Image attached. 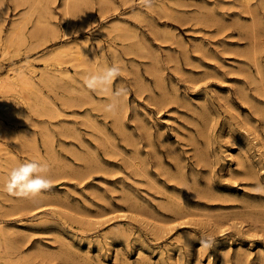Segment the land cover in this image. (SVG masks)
<instances>
[{
  "label": "rangeland",
  "instance_id": "rangeland-1",
  "mask_svg": "<svg viewBox=\"0 0 264 264\" xmlns=\"http://www.w3.org/2000/svg\"><path fill=\"white\" fill-rule=\"evenodd\" d=\"M101 1L0 2V264H264V0ZM31 160L51 187L4 191Z\"/></svg>",
  "mask_w": 264,
  "mask_h": 264
},
{
  "label": "clouds",
  "instance_id": "clouds-1",
  "mask_svg": "<svg viewBox=\"0 0 264 264\" xmlns=\"http://www.w3.org/2000/svg\"><path fill=\"white\" fill-rule=\"evenodd\" d=\"M140 2L144 7H150L152 0H140ZM119 73V67L109 66L98 73L85 75L83 84L88 90L104 91L108 89ZM126 93L127 89L120 87L114 91L113 95L120 97ZM115 109L116 104L114 102L105 106V111L108 112H113ZM46 171L47 166L35 160L20 163L10 170L3 190L16 197L34 198L51 187V180L42 174Z\"/></svg>",
  "mask_w": 264,
  "mask_h": 264
},
{
  "label": "bare ground",
  "instance_id": "bare-ground-1",
  "mask_svg": "<svg viewBox=\"0 0 264 264\" xmlns=\"http://www.w3.org/2000/svg\"><path fill=\"white\" fill-rule=\"evenodd\" d=\"M46 1H48V0H13V3L15 4V5H17V6H19V4H24V3H30V5L32 6V5H34V4H42V2H46ZM66 3L67 2H69L70 0H64ZM75 1V0H74ZM77 1V0H76ZM103 1V0H102ZM101 1V2H102ZM220 1V0H219ZM249 1L250 0H242V3L244 2V4L246 5H250V4H248L249 3ZM258 1V0H257ZM0 2H2V0H0ZM241 2V1H240ZM102 3H104V2H102ZM12 4V3H11ZM78 4V3H77ZM100 4V3H99ZM183 4V3H182ZM221 4V3H220ZM0 5H2V4H0ZM28 5V4H27ZM106 5V4H105ZM110 5H112V4H110ZM79 6V5H78ZM89 6V5H88ZM188 6V5H187ZM206 6V5H205ZM210 6H211V4H210ZM217 6V5H216ZM230 6V5H229ZM76 7V6H75ZM204 7V6H203ZM207 8V7H206ZM203 9V8H202ZM209 10H210V8H209ZM236 10V9H235ZM208 11V10H207ZM245 11H247V10H245ZM47 12V11H46ZM154 12V11H153ZM22 13V12H21ZM34 13V12H33ZM207 13H209V11L207 12ZM214 13V12H213ZM37 14H39V12L37 13ZM54 14V13H53ZM21 15V14H20ZM212 15V14H211ZM219 15V14H218ZM50 16V15H49ZM200 16V15H199ZM215 16H216V14H215ZM201 17V16H200ZM247 17V16H246ZM251 17V16H250ZM76 18V17H75ZM217 18V17H216ZM241 18V17H240ZM239 18V19H240ZM22 19V18H21ZM50 19V18H49ZM40 19H38V21H39ZM199 20H200V18H199ZM238 20V19H237ZM249 20V19H248ZM256 20V19H255ZM258 20H260V19H258ZM40 21H42V20H40ZM204 21V20H203ZM22 21H20V23H21ZM249 22V21H248ZM255 22H257V21H255ZM82 23H84V22H82ZM111 23V22H110ZM116 23H118V22H116ZM204 23V22H203ZM210 23V22H209ZM119 24V23H118ZM117 24V25H118ZM257 24H260V23H257ZM24 25V24H23ZM45 25V24H44ZM108 25V24H107ZM116 25V24H115ZM53 27V26H52ZM117 27V26H116ZM14 28V27H13ZM211 28V27H210ZM245 28V27H244ZM33 29V28H32ZM36 30H34L33 32H32V35L31 36H35L37 33H38V29H37V27L35 28ZM39 29H40V26H39ZM119 29V28H118ZM246 29V28H245ZM257 29V28H256ZM57 30V29H56ZM56 30H55V32H56ZM111 30V29H110ZM112 30H115V28L114 29H112ZM247 30V29H246ZM258 30V29H257ZM256 30V31H257ZM51 31H53V30H51ZM102 31V30H101ZM106 31V30H105ZM117 32H118V30H116ZM214 31V30H213ZM261 31V30H260ZM29 32V31H28ZM131 32V31H130ZM263 32V31H262ZM1 33V32H0ZM52 33H54V32H52ZM105 33H107V32H105ZM212 33V32H211ZM254 33V32H253ZM252 33V34H253ZM264 33V32H263ZM57 34V33H56ZM108 34V33H107ZM112 34V33H111ZM220 34V33H219ZM11 35V34H10ZM212 35H213V33H212ZM238 35V34H237ZM254 35V34H253ZM256 36V35H255ZM263 36V35H262ZM1 37V36H0ZM36 37V36H35ZM117 38V37H116ZM125 38V37H124ZM128 38V37H127ZM136 38V37H135ZM251 38V37H250ZM121 39V38H120ZM34 40V39H33ZM36 41V40H35ZM230 41V40H229ZM240 41V40H239ZM264 41V40H263ZM255 42V41H254ZM99 43V42H98ZM237 44V43H236ZM264 45V44H263ZM262 45V46H263ZM214 46V45H213ZM235 46V45H234ZM257 46V45H256ZM264 47V46H263ZM254 48V47H253ZM256 48V50H257V47H255ZM7 49V45H6V43L4 44V47H3V52L5 51ZM235 49V48H234ZM87 50V49H86ZM250 50V49H249ZM254 50V49H253ZM2 51V50H1ZM80 51V50H79ZM82 51H83V49H82ZM129 51V50H128ZM150 51V50H149ZM113 52H114V50H113ZM70 53H72V52H70ZM76 53V52H75ZM227 53V52H226ZM249 53L250 54H252L250 51H249ZM77 54V53H76ZM81 54H82V52H81ZM81 54H77L76 55V58L79 60V58L82 56ZM228 54V53H227ZM242 54V53H241ZM72 55V54H71ZM75 55V54H74ZM73 55V56H74ZM169 55V54H168ZM231 55V54H230ZM240 55V54H239ZM253 56V55H252ZM249 57H251V56H249ZM2 58V57H1ZM234 58V57H233ZM239 58V57H238ZM49 59V58H48ZM82 59V58H81ZM215 60V59H214ZM83 62V61H82ZM234 62V61H233ZM56 63H57V60H56ZM58 64H60L61 65V63H58ZM154 64V63H153ZM82 65V64H81ZM258 66V65H257ZM85 67H86V65H85ZM155 67V66H154ZM240 68V67H239ZM238 68V69H239ZM153 70V69H152ZM91 71H92V69H91ZM81 72V71H80ZM89 72V71H88ZM93 72V71H92ZM154 71H152V73H153ZM159 73V72H158ZM90 74V73H89ZM153 75H155L154 73H153ZM157 75H155V77H156ZM264 77V76H263ZM157 79H158V77H156ZM155 79V78H154ZM160 79V78H159ZM163 79V78H162ZM156 80V79H155ZM264 80V79H263ZM140 81V80H139ZM161 83V82H160ZM1 84L5 87V89H7V90H13L14 88H16V87H18V88H21V89H24V90H28V91H32L33 89H34V87H33V82H32V80L29 78V76L26 74V73H24L23 71H12L11 72V75H8V76H6V79L5 80H3L2 82H1ZM155 84V83H154ZM163 86V85H162ZM257 86V85H256ZM14 87V88H13ZM156 87H157V85H156ZM159 87H161V86H159ZM148 90V89H147ZM151 90V89H150ZM256 90V89H255ZM258 90V89H257ZM159 91V90H158ZM161 91H163L162 90V88H161ZM246 91V90H245ZM7 92V91H6ZM21 92L23 93V90H21ZM258 92V91H257ZM100 93V92H99ZM171 95V94H170ZM110 96V95H109ZM164 96V95H163ZM259 96V95H258ZM262 96V95H261ZM253 97V96H252ZM111 98V97H110ZM151 98H152V96H151ZM156 98V97H155ZM165 98V97H164ZM171 98V97H170ZM262 98V97H261ZM153 99H154V97H153ZM258 99V98H257ZM23 100V99H22ZM251 100V99H250ZM260 100V99H259ZM253 101H254V99H253ZM257 101V100H256ZM111 102H114L115 104H116V100L115 99H112V101ZM93 103H94V101H93ZM261 104V103H260ZM6 105H1L0 107L1 108H3V107H5ZM37 106H39V105H37ZM36 106V107H37ZM54 107V106H53ZM253 108V107H252ZM256 108H257V106H256ZM11 109V108H10ZM16 109H19V108H16ZM260 109V108H259ZM115 111H116V109H115ZM115 111H113L112 113H114ZM260 111V110H259ZM13 112V111H12ZM16 112H18V111H16ZM5 113V112H4ZM24 113H25V111H24ZM52 113V112H51ZM58 113V112H57ZM12 114V113H11ZM20 114H22V112H20ZM45 115V114H44ZM237 115V114H236ZM26 116V115H25ZM24 116V117H25ZM21 119V118H20ZM29 119V118H28ZM120 119V118H119ZM122 120V119H121ZM11 121V120H10ZM22 121H23V119H22ZM241 121H243V120H241ZM19 122H21V121H19ZM26 122V121H25ZM4 123V122H3ZM121 123V122H120ZM240 125V124H239ZM247 125H249L248 123H247ZM262 125V124H261ZM242 126V125H241ZM251 126V125H250ZM253 126V125H252ZM255 126V125H254ZM205 128V127H204ZM253 128V127H252ZM1 130L2 129H0V133H1ZM207 130V129H206ZM11 131V130H10ZM13 131V130H12ZM47 131V130H46ZM5 134V133H4ZM3 134V135H4ZM74 134V133H73ZM1 136V135H0ZM12 139V138H11ZM10 139V140H11ZM21 139V138H20ZM43 143H44V146L47 148V149H50L51 147H50V135H49V131L48 132H46V133H44L43 134ZM31 144H32V146L33 147H35V142H34V139H32L31 140ZM14 158V157H13ZM1 173V172H0ZM6 181V180H5ZM180 198V197H179ZM10 199V198H9ZM183 204V203H182ZM4 205V204H3ZM16 206V205H15ZM20 206V205H19ZM174 206H176V205H174ZM3 207V206H2ZM8 207V206H7ZM35 207V206H34ZM9 208V207H8ZM33 208V207H32ZM202 209V208H201ZM9 210V209H8ZM183 212V211H182ZM11 213V212H10ZM180 214V213H179ZM18 226V225H17ZM11 229V228H10ZM16 229V228H15ZM18 229V228H17ZM16 229V230H17ZM20 229V228H19ZM15 231V230H14ZM22 232V231H21ZM12 234H13V232H12ZM65 237V236H64ZM6 238V237H5ZM11 241V240H10ZM11 244V243H10ZM18 244V243H17ZM19 245V244H18ZM16 246V245H15ZM10 250V249H9ZM261 251V250H260ZM263 251V250H262ZM3 253V252H2ZM9 254V253H8ZM2 255V254H1ZM7 255V254H6ZM18 255H19V253H18ZM238 255H240V254H238ZM16 257V256H15ZM15 257H12V258H15ZM34 257V256H33ZM240 257H242V255L240 256ZM10 258V257H9ZM23 258V257H22ZM16 259V258H15ZM18 259V258H17ZM30 259V258H29ZM32 260V259H31ZM242 260V259H241ZM240 260V258L238 259V261H241ZM8 261V260H7ZM16 262V261H15ZM30 263H32V262H30ZM30 263H28V264H30ZM88 263V262H87Z\"/></svg>",
  "mask_w": 264,
  "mask_h": 264
}]
</instances>
